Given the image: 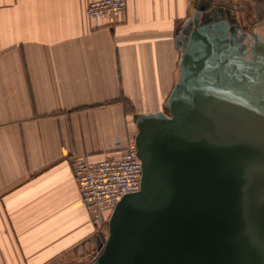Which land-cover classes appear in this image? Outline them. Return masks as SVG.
<instances>
[{"label": "crops", "instance_id": "crops-1", "mask_svg": "<svg viewBox=\"0 0 264 264\" xmlns=\"http://www.w3.org/2000/svg\"><path fill=\"white\" fill-rule=\"evenodd\" d=\"M91 1L0 0V264L100 255L104 225L91 221L72 155L119 156L136 143L135 115L166 110L198 5L235 14L264 41V0H127L99 23Z\"/></svg>", "mask_w": 264, "mask_h": 264}, {"label": "water", "instance_id": "water-1", "mask_svg": "<svg viewBox=\"0 0 264 264\" xmlns=\"http://www.w3.org/2000/svg\"><path fill=\"white\" fill-rule=\"evenodd\" d=\"M241 24L209 4L182 29L166 110L135 115L142 188L91 264H264V41Z\"/></svg>", "mask_w": 264, "mask_h": 264}, {"label": "built area", "instance_id": "built-area-1", "mask_svg": "<svg viewBox=\"0 0 264 264\" xmlns=\"http://www.w3.org/2000/svg\"><path fill=\"white\" fill-rule=\"evenodd\" d=\"M127 9V0H93L87 15L94 23L118 17ZM75 180L92 223L102 226L105 213L112 215L124 196L142 188L143 164L136 143L123 149L119 156H105L95 162L87 154L72 155Z\"/></svg>", "mask_w": 264, "mask_h": 264}, {"label": "trees", "instance_id": "trees-1", "mask_svg": "<svg viewBox=\"0 0 264 264\" xmlns=\"http://www.w3.org/2000/svg\"><path fill=\"white\" fill-rule=\"evenodd\" d=\"M95 258H96V256H95Z\"/></svg>", "mask_w": 264, "mask_h": 264}, {"label": "flooded vegetation", "instance_id": "flooded-vegetation-1", "mask_svg": "<svg viewBox=\"0 0 264 264\" xmlns=\"http://www.w3.org/2000/svg\"><path fill=\"white\" fill-rule=\"evenodd\" d=\"M102 231V230H101Z\"/></svg>", "mask_w": 264, "mask_h": 264}]
</instances>
